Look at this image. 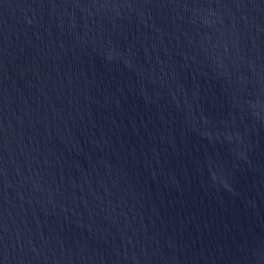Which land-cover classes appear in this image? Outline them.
<instances>
[{
  "label": "water",
  "instance_id": "95a60500",
  "mask_svg": "<svg viewBox=\"0 0 264 264\" xmlns=\"http://www.w3.org/2000/svg\"><path fill=\"white\" fill-rule=\"evenodd\" d=\"M0 264H264V0H0Z\"/></svg>",
  "mask_w": 264,
  "mask_h": 264
}]
</instances>
